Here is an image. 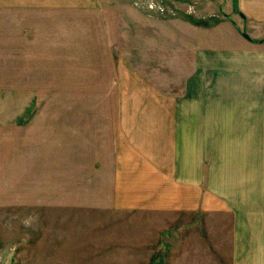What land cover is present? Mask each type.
Here are the masks:
<instances>
[{
  "label": "rangeland",
  "instance_id": "1",
  "mask_svg": "<svg viewBox=\"0 0 264 264\" xmlns=\"http://www.w3.org/2000/svg\"><path fill=\"white\" fill-rule=\"evenodd\" d=\"M6 22L0 264H218L215 215L116 208L121 103L184 99L195 51L264 50V26L227 0H33Z\"/></svg>",
  "mask_w": 264,
  "mask_h": 264
},
{
  "label": "crops",
  "instance_id": "2",
  "mask_svg": "<svg viewBox=\"0 0 264 264\" xmlns=\"http://www.w3.org/2000/svg\"><path fill=\"white\" fill-rule=\"evenodd\" d=\"M227 1L241 20L264 26V0ZM18 8L33 0H0V23ZM192 61L199 80L186 83L184 99L144 84L122 99L115 206L213 214L218 264H264V50H198Z\"/></svg>",
  "mask_w": 264,
  "mask_h": 264
},
{
  "label": "water",
  "instance_id": "3",
  "mask_svg": "<svg viewBox=\"0 0 264 264\" xmlns=\"http://www.w3.org/2000/svg\"><path fill=\"white\" fill-rule=\"evenodd\" d=\"M243 36H244L246 39L250 40V38H249L248 35L244 34Z\"/></svg>",
  "mask_w": 264,
  "mask_h": 264
}]
</instances>
